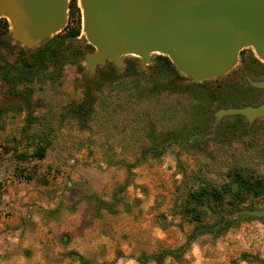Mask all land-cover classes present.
Instances as JSON below:
<instances>
[{
	"label": "rangeland",
	"instance_id": "rangeland-1",
	"mask_svg": "<svg viewBox=\"0 0 264 264\" xmlns=\"http://www.w3.org/2000/svg\"><path fill=\"white\" fill-rule=\"evenodd\" d=\"M71 28L78 29L75 37L67 35ZM9 33L7 28L0 35V154L9 153L16 165L12 171L16 179H30L31 170L40 166L33 159L17 160V155L31 153L41 145L45 147L43 158H46L47 152L60 144H65L67 158L99 156L108 166L103 169L93 166L92 171L103 177L111 176L112 163L139 159L142 149L158 142L169 131L190 130L196 120L189 113L195 114L200 106L208 116L207 128L200 134L184 135V139L166 148L163 156L166 166L173 167L179 178L171 207L151 224L159 234L133 235L145 250L136 251L132 259L115 253V258L106 259L103 264H264V219L237 221L218 237L204 234L189 241L193 225L175 214L186 190L194 185L195 176L214 188L232 185L226 175L233 169L264 180V118L248 123L240 116L215 117L222 108L253 106L245 104V94L234 93L235 87L245 86V80L260 81L256 75L244 72L245 62H235L222 77L193 84L190 92L169 84L159 89L160 77L156 72L159 62L166 61L156 53L149 55L143 70H139L138 58L123 56L122 67L114 69L116 81L99 80L110 63L97 67L89 78L82 58L92 48L82 38L76 0L67 2L63 27L34 48L26 50L10 40ZM66 43V49L71 51L70 62H30L35 53L45 54L50 48ZM243 50L254 56L250 47ZM251 63L264 67L262 61ZM261 71L264 72L258 70ZM20 74L25 77H19ZM96 82L100 88L90 92L94 98L91 110L85 107L80 116L74 115L73 109L81 102L85 87L93 88ZM51 170L53 165L46 173L50 175ZM248 204L253 210L264 209V196L251 199ZM159 235L172 242L157 243ZM162 250H173L175 254L157 262L140 258L141 253L158 254Z\"/></svg>",
	"mask_w": 264,
	"mask_h": 264
},
{
	"label": "crops",
	"instance_id": "crops-1",
	"mask_svg": "<svg viewBox=\"0 0 264 264\" xmlns=\"http://www.w3.org/2000/svg\"><path fill=\"white\" fill-rule=\"evenodd\" d=\"M64 145L33 159L40 166L30 179L14 178L15 163L0 154V264H103L115 253L132 259L145 250L133 235L156 232L151 224L176 198L179 175L163 157L120 160L103 177L92 171L108 166L99 156L67 158Z\"/></svg>",
	"mask_w": 264,
	"mask_h": 264
},
{
	"label": "water",
	"instance_id": "water-1",
	"mask_svg": "<svg viewBox=\"0 0 264 264\" xmlns=\"http://www.w3.org/2000/svg\"><path fill=\"white\" fill-rule=\"evenodd\" d=\"M67 2L0 0V18L10 40L28 50L63 27ZM78 6L82 38L92 48L82 58L89 78L107 63L120 69L123 56L138 58L143 70L151 53L166 57L185 84L224 76L247 47L264 62V0H79ZM248 83L264 89V80ZM224 116L250 123L264 118V103L215 113ZM240 214L264 219V209Z\"/></svg>",
	"mask_w": 264,
	"mask_h": 264
},
{
	"label": "trees",
	"instance_id": "trees-1",
	"mask_svg": "<svg viewBox=\"0 0 264 264\" xmlns=\"http://www.w3.org/2000/svg\"><path fill=\"white\" fill-rule=\"evenodd\" d=\"M68 10L71 11V15L73 13L72 8L68 6ZM8 28V24L6 20L3 18L0 20V35L6 31ZM78 33L77 28H71L67 32V35L71 37H75ZM166 62H159V68H157V76L160 77V81H157L158 85H161L160 90L166 84L175 86L181 90H185L190 92V88L196 84H185L184 78L180 75L174 66L168 61L166 57L159 56ZM107 71H103L100 75L99 80L105 79L107 81L113 82L116 81L115 73L113 67L108 65ZM130 70L134 71L132 67ZM28 75V73H25ZM21 78L25 76L20 74ZM13 83L16 82L15 78H11ZM21 81V80H19ZM100 81V83H101ZM14 85V84H13ZM99 91L100 84L96 82V86L93 88L85 87L83 98L79 104L75 106L73 109V113L76 116H80L83 113V109L86 107L87 110H91L94 98L90 94L91 90L94 89ZM150 93L149 90H147ZM192 95V94H190ZM195 96H192L194 98ZM198 98L202 99V94L198 96ZM84 113L87 111L84 110ZM191 112L189 115H193ZM87 115V114H86ZM198 120L195 124L185 132V136L193 137L200 134L204 129L207 128V114L204 112L203 108L200 106L198 108ZM179 132L169 131L165 134L163 138H161L158 142H154L151 146L142 149L140 151V158L137 159L133 165H136L140 162L141 159H144L146 155L157 156L160 155L163 151L166 150L168 146L175 143L180 139ZM45 151V147L41 145H37L34 150L29 154H19L17 155V160H25V159H36L40 160L43 158V154ZM113 165H117L118 162L112 163ZM227 177H230L231 183L234 185L225 184L221 187L214 188L211 187L210 184L203 181L199 177L195 176V183L190 188H188L185 192L184 198L179 202L178 206L175 209V214L187 224L193 225V230L191 234V238L195 236H200L204 234H213L215 237H218L222 233L226 232L228 229L232 228L234 223L237 221H245L247 219H253L250 217H246L240 214L243 210H253L251 207H243L249 199H254L257 196L264 193V187L260 185L257 181L251 182L249 177L244 175L240 169H233L228 172ZM29 179V178H26ZM104 207V204H100V202H95V208L100 209ZM211 219V222L206 223V220ZM173 250H162L158 254H150L145 255L141 253L140 258H146L153 262H157L165 257H173ZM138 261V259H136Z\"/></svg>",
	"mask_w": 264,
	"mask_h": 264
},
{
	"label": "flooded vegetation",
	"instance_id": "flooded-vegetation-1",
	"mask_svg": "<svg viewBox=\"0 0 264 264\" xmlns=\"http://www.w3.org/2000/svg\"><path fill=\"white\" fill-rule=\"evenodd\" d=\"M66 44H59L56 45L53 48H50L47 53L43 54L42 51L37 52L34 54V57L32 59V61L30 62H70V58H71V51L70 49H66ZM92 49H90L89 52H91ZM236 62H245L244 64V72H249V74H254L256 75V78H258V80H264V72H258L259 69H263L264 67L261 66L260 64H252L251 62H260L258 60H256L254 58V56L250 53V51H246L241 49L237 55V60ZM243 78V77H242ZM192 88V87H191ZM190 88V90H191ZM235 92L234 93H239V94H245L246 95V102L245 104H250L253 106L259 105L264 103V89H253L249 86V84L247 83V81L245 80V86L243 88H237L235 87ZM231 93V94H234ZM198 110L196 111L195 114H193L192 116H194L193 118L197 121L198 120ZM211 118V116H210ZM206 125H207V121H206ZM184 132H180V138L184 139ZM166 151H163L160 155L157 156H153L151 154L146 155L144 158L149 157V158H153V159H160L161 157L164 156V154H166ZM141 156V155H140ZM242 173L244 175H246L247 177H249V180L251 182H258L260 185H262L264 187V180L260 179V178H252L250 175H248L247 173H245L243 170H241ZM230 173V172H229ZM231 186H234L233 184ZM264 193H262L261 195L257 196L256 198L259 197H263ZM255 199V198H254ZM251 199H249L245 204H243V207H249L248 202Z\"/></svg>",
	"mask_w": 264,
	"mask_h": 264
},
{
	"label": "built area",
	"instance_id": "built-area-1",
	"mask_svg": "<svg viewBox=\"0 0 264 264\" xmlns=\"http://www.w3.org/2000/svg\"><path fill=\"white\" fill-rule=\"evenodd\" d=\"M76 6L78 7V2L76 0ZM4 217V212L3 211H0V218Z\"/></svg>",
	"mask_w": 264,
	"mask_h": 264
},
{
	"label": "bare ground",
	"instance_id": "bare-ground-1",
	"mask_svg": "<svg viewBox=\"0 0 264 264\" xmlns=\"http://www.w3.org/2000/svg\"><path fill=\"white\" fill-rule=\"evenodd\" d=\"M77 2H78V0H77Z\"/></svg>",
	"mask_w": 264,
	"mask_h": 264
}]
</instances>
